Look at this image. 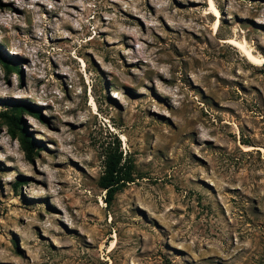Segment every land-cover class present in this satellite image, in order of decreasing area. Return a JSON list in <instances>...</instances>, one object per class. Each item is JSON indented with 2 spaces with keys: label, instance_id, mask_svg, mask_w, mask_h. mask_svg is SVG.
I'll return each instance as SVG.
<instances>
[{
  "label": "rangeland",
  "instance_id": "rangeland-1",
  "mask_svg": "<svg viewBox=\"0 0 264 264\" xmlns=\"http://www.w3.org/2000/svg\"><path fill=\"white\" fill-rule=\"evenodd\" d=\"M211 1L0 0V264H264V66L228 43L264 57V0Z\"/></svg>",
  "mask_w": 264,
  "mask_h": 264
},
{
  "label": "trees",
  "instance_id": "trees-1",
  "mask_svg": "<svg viewBox=\"0 0 264 264\" xmlns=\"http://www.w3.org/2000/svg\"><path fill=\"white\" fill-rule=\"evenodd\" d=\"M23 104L20 103L16 108H21ZM20 109H17L16 114L8 115L7 113L1 114V117L8 120L11 126V133L14 136L16 131L20 129ZM21 145L26 152L27 156L30 157L32 154L33 144L30 142L29 135L25 133L24 137L21 138ZM130 178L126 172V163L122 159L121 154L118 156H112L105 170V175L100 180V187L105 191V202L110 204L115 194L120 191L125 183L130 182ZM17 188V185H15Z\"/></svg>",
  "mask_w": 264,
  "mask_h": 264
},
{
  "label": "bare ground",
  "instance_id": "bare-ground-1",
  "mask_svg": "<svg viewBox=\"0 0 264 264\" xmlns=\"http://www.w3.org/2000/svg\"><path fill=\"white\" fill-rule=\"evenodd\" d=\"M211 6H212V10H214L215 14L219 17V12L218 10L215 8V5L213 3V0L211 1ZM220 25V20L217 21V23L215 24V28H218ZM228 43L234 45L235 47H237L238 49H240L244 55L248 58V60L256 66H264V57H258L254 54V52L247 47V44L243 41H237L235 39H230L228 40ZM92 104L93 106L96 108V104L92 98Z\"/></svg>",
  "mask_w": 264,
  "mask_h": 264
}]
</instances>
